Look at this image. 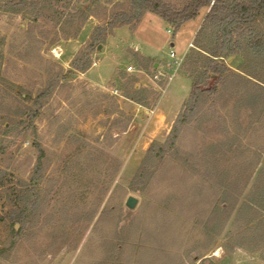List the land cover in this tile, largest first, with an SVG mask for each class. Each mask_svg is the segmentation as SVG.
Masks as SVG:
<instances>
[{
  "label": "rangeland",
  "instance_id": "rangeland-1",
  "mask_svg": "<svg viewBox=\"0 0 264 264\" xmlns=\"http://www.w3.org/2000/svg\"><path fill=\"white\" fill-rule=\"evenodd\" d=\"M85 1L41 3L45 17L37 21L32 3L0 9V264H264V201L247 200L264 169V109L246 107L238 121L237 97L212 75L202 90L218 86L219 95L205 94L200 114L169 148L193 88L184 60L206 13L178 32L147 13L136 28L107 36L82 73L72 61L108 21L93 16L78 30L55 13L87 9ZM126 6L113 0L108 10ZM171 51L183 59L177 71ZM246 61L241 54L225 62L239 72ZM159 71L173 78L156 81ZM136 93L146 100L133 102ZM226 134L242 152L218 162L241 178L224 197L213 176L212 186H201L202 148ZM187 154L196 155L193 164H185ZM131 196L138 199L132 211ZM13 212H23L22 222L7 221Z\"/></svg>",
  "mask_w": 264,
  "mask_h": 264
},
{
  "label": "trees",
  "instance_id": "trees-1",
  "mask_svg": "<svg viewBox=\"0 0 264 264\" xmlns=\"http://www.w3.org/2000/svg\"><path fill=\"white\" fill-rule=\"evenodd\" d=\"M64 1L32 0L29 4V0H9L6 2L0 0V9L4 7L5 11H13L15 8L18 10L19 7L32 6V3L36 6L34 11L37 12L35 13H38L35 16L36 19H34L37 21L39 17H45L42 11L47 6L56 9ZM111 1L113 0H86L85 3L89 5V8H84L85 6L82 4L75 13L71 14H65L61 12L62 10H56V16L63 17L66 15L68 17L66 22L69 21L72 25L76 23L79 25L78 30L93 16L99 18L105 17L108 21L105 25L96 27L95 34L92 40L89 41L87 48L76 55L72 61L74 71L82 73L88 71L93 63L91 53L98 46L105 43L107 36L113 33L115 29L124 26L132 27V29L136 28L147 13L160 17L166 23L173 26L176 32L181 30L187 22L196 20L203 12L206 13L203 24L194 40L196 45L189 50L184 60L183 66L186 69L191 67L189 77L193 82V88L188 101L184 104L182 113L171 130L168 140L169 148H175L181 139L183 128L187 127L193 119L198 117L202 109L201 106L205 102V94L219 95L218 86L211 90H202L203 86L208 85L207 82L211 79L212 75L220 77V85L225 86L229 84L228 89L223 88L224 91L227 90L226 92H228L230 90L231 96L237 97L235 114L238 121L240 119V111L246 107L247 110H253L258 113L264 109V80L258 75L261 68L260 65L264 63V0H185L177 5L170 3L168 0H125L127 2L125 9L120 8L117 11H109L108 5ZM41 3L46 7L42 8L43 5ZM98 12L102 13L103 16L96 14ZM241 54L247 56V61L245 64L239 66V72H235L226 65L225 61L231 57L236 58ZM247 76L252 78V80ZM165 80L169 82L168 78L162 81ZM130 83H134L133 79ZM53 85L54 83L50 84L48 89L52 88ZM250 86L253 87V90H250ZM126 95H128L127 98L131 99L129 93H126ZM44 96L46 94H41L38 99L40 100ZM132 100L137 104H141L146 98H143L141 93H136ZM225 127L227 129L226 124ZM238 141L237 137H227L226 134L223 140L202 148L204 155L202 161L203 166H205L204 173L207 176H204L205 179L201 181V186L209 184L210 177L213 176V178L215 177V180L213 179L214 183L217 184L216 186H219V191L224 193V197L227 196L228 191L232 190L231 187L228 189L227 185L239 186L238 182L241 178L237 176L234 180V176L237 174L232 175L228 173L218 164L226 155L232 154L233 156L234 153L242 152ZM256 158H258V164L261 155L259 154ZM194 160H196V155L187 154L184 162L186 165L193 164ZM194 166H188L190 167L189 175L191 176L196 175L195 170L197 167ZM41 169V166L36 169L37 174L40 173ZM145 173L146 170L141 171L139 178L145 177ZM251 176L247 178L245 186L248 183L251 185L253 180ZM262 179H264V169L257 175V183L255 182L253 185L256 186V191L252 189L251 193L248 192L247 200L252 199L253 201L256 200V197L259 199L260 196V200L264 201V188L260 189V187H257L259 183H262L259 182ZM219 191H216L215 194H219ZM233 192L235 193L236 191L233 190ZM235 196L232 194L230 197L234 199ZM23 216H25L23 212L20 214L13 212L6 219L12 224L22 222ZM12 240L14 241V237Z\"/></svg>",
  "mask_w": 264,
  "mask_h": 264
},
{
  "label": "built area",
  "instance_id": "built-area-1",
  "mask_svg": "<svg viewBox=\"0 0 264 264\" xmlns=\"http://www.w3.org/2000/svg\"><path fill=\"white\" fill-rule=\"evenodd\" d=\"M192 46L193 45H191V47ZM170 59H171V65L174 66V70L177 71L181 67V65L183 63V59H178L173 51H171V53H170ZM127 70H128V72H131V71H133V67L129 66L127 68ZM154 78L156 81H161L165 78H168L170 81L173 77L159 71L158 74H156L154 76Z\"/></svg>",
  "mask_w": 264,
  "mask_h": 264
},
{
  "label": "water",
  "instance_id": "water-1",
  "mask_svg": "<svg viewBox=\"0 0 264 264\" xmlns=\"http://www.w3.org/2000/svg\"><path fill=\"white\" fill-rule=\"evenodd\" d=\"M137 203H138V199H136L135 197L131 196V197L128 198V200L126 202V207H127L128 210L132 211L137 206Z\"/></svg>",
  "mask_w": 264,
  "mask_h": 264
}]
</instances>
